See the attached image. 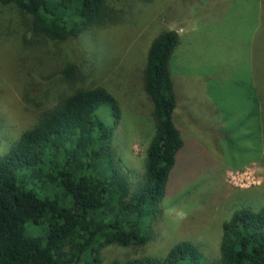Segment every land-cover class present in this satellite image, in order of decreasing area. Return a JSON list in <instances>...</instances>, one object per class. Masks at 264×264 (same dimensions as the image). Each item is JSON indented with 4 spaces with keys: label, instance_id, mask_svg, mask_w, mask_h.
Wrapping results in <instances>:
<instances>
[{
    "label": "rangeland",
    "instance_id": "374dc122",
    "mask_svg": "<svg viewBox=\"0 0 264 264\" xmlns=\"http://www.w3.org/2000/svg\"><path fill=\"white\" fill-rule=\"evenodd\" d=\"M104 2L101 26L62 42L33 38L32 18L0 4V136L5 127L16 134L35 119L37 108L22 98L33 84L39 98L48 93L49 99L57 91L103 87L121 110L114 142L135 185L155 130L143 90L147 52L161 32L175 31L172 118L184 146L143 253L163 258L174 244L193 241L215 260L232 214L264 207V0ZM68 65L75 69L72 86L63 76ZM98 115L114 124L107 108ZM243 177L251 185H233L232 178ZM29 227L28 234L40 235ZM135 257L133 248L114 245L104 251V264Z\"/></svg>",
    "mask_w": 264,
    "mask_h": 264
},
{
    "label": "trees",
    "instance_id": "16d2710c",
    "mask_svg": "<svg viewBox=\"0 0 264 264\" xmlns=\"http://www.w3.org/2000/svg\"><path fill=\"white\" fill-rule=\"evenodd\" d=\"M0 4L31 17L28 31L44 42H62L99 27L105 16L104 0ZM178 42L175 31L165 30L147 52L143 90L152 103L155 130L145 172L135 185L114 142L121 110L106 89L57 91L49 99L46 92L39 98L33 84L22 96L38 113L16 134L12 126L0 136V264H104V251L114 245L133 248L137 257L111 264H264V207L244 206L232 214L223 224L215 260L193 241L174 244L163 258L144 256L184 146L172 118L176 96L170 62ZM73 71L71 65L63 70L70 86ZM103 107L112 126L98 115ZM29 223L30 232L40 235L27 233Z\"/></svg>",
    "mask_w": 264,
    "mask_h": 264
},
{
    "label": "built area",
    "instance_id": "2783aa9c",
    "mask_svg": "<svg viewBox=\"0 0 264 264\" xmlns=\"http://www.w3.org/2000/svg\"><path fill=\"white\" fill-rule=\"evenodd\" d=\"M232 181H233V185H239L240 187H247V185L248 186L251 185V181L249 177H243L238 180H236V178H232Z\"/></svg>",
    "mask_w": 264,
    "mask_h": 264
}]
</instances>
